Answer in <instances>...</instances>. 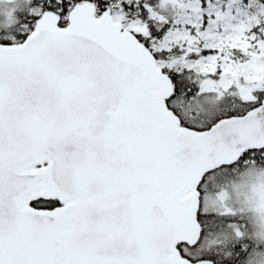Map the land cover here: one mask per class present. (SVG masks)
Returning a JSON list of instances; mask_svg holds the SVG:
<instances>
[{
    "label": "snow or ice",
    "instance_id": "6c2138e0",
    "mask_svg": "<svg viewBox=\"0 0 264 264\" xmlns=\"http://www.w3.org/2000/svg\"><path fill=\"white\" fill-rule=\"evenodd\" d=\"M0 264H264V0H0Z\"/></svg>",
    "mask_w": 264,
    "mask_h": 264
}]
</instances>
